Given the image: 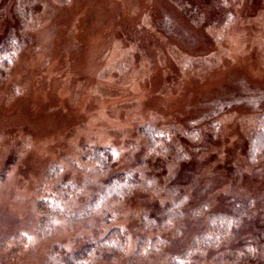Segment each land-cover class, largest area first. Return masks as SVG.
<instances>
[{
    "label": "rangeland",
    "instance_id": "obj_1",
    "mask_svg": "<svg viewBox=\"0 0 264 264\" xmlns=\"http://www.w3.org/2000/svg\"><path fill=\"white\" fill-rule=\"evenodd\" d=\"M0 48V264H264V0H0Z\"/></svg>",
    "mask_w": 264,
    "mask_h": 264
},
{
    "label": "trees",
    "instance_id": "obj_2",
    "mask_svg": "<svg viewBox=\"0 0 264 264\" xmlns=\"http://www.w3.org/2000/svg\"><path fill=\"white\" fill-rule=\"evenodd\" d=\"M7 40V39H6ZM2 51H3V48H0V54L2 53ZM3 63H2V61H0V65H2ZM91 155H92V157H93V159H97V160H99V161H101V162H106V161H109L110 160V158H111V151L109 150V148H97L96 150H94L93 151V153H91ZM107 159V160H106ZM106 160V161H105ZM121 175V177H120V181L118 182L119 184H120V186H119V188H117L116 190H113L112 191V193H114V194H116V195H119V194H121V192H123L124 191V189L126 188V186H127V184H128V180H129V173H120ZM115 180H119V179H115ZM114 180V184H115V181ZM117 183V182H116ZM117 183V184H118ZM116 184V185H117ZM120 228H118V230H119ZM122 241L124 242V239H122ZM122 242V243H123ZM118 244H120V243H118ZM121 245V244H120ZM124 245V244H123ZM123 245H122V247H123ZM170 264H179V263H177V262H175V263H173V261H171L170 262Z\"/></svg>",
    "mask_w": 264,
    "mask_h": 264
}]
</instances>
